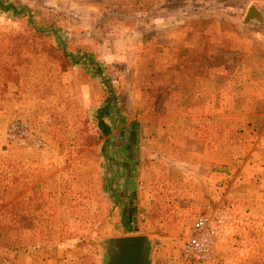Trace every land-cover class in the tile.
<instances>
[{"label": "rangeland", "instance_id": "obj_1", "mask_svg": "<svg viewBox=\"0 0 264 264\" xmlns=\"http://www.w3.org/2000/svg\"><path fill=\"white\" fill-rule=\"evenodd\" d=\"M5 1L31 21L0 12V264H107L132 236L150 264H188L208 207L228 217L208 264H264V35L241 30L264 0H186L212 10L199 22L180 0Z\"/></svg>", "mask_w": 264, "mask_h": 264}, {"label": "trees", "instance_id": "obj_2", "mask_svg": "<svg viewBox=\"0 0 264 264\" xmlns=\"http://www.w3.org/2000/svg\"><path fill=\"white\" fill-rule=\"evenodd\" d=\"M172 6L176 5L177 6V10L174 11V16H176L180 11V9L183 11L184 9V17H186L187 19H190L194 22H199L203 20V15L209 14L210 8H197V9H193L190 5V2H186V0H180L177 3L173 4V2L170 3ZM183 8V9H182ZM171 9V8H170ZM0 12L3 14H10L12 17H16V16H21L25 19H28V21H31V10H29V8L27 6H21V7H17L16 5H14L13 3H9L5 0H0ZM182 15V16H183ZM118 15L113 16V19L115 21V23L112 25L113 27L118 26L119 28H121L122 30L125 31V33H118L115 32V36L117 41L125 42L128 41L130 44L129 46H137L140 44L141 41V37L137 38V41L131 40L132 38H136V33L141 31L142 26L139 27V29H136L135 31H131L129 29V27H127V25L125 27L121 26V23L119 22V17L117 18ZM149 16V15H148ZM147 17V16H146ZM146 17H141V18H146ZM155 17H157L156 14H150L149 18H152V20H155ZM137 19V18H135ZM140 21V19H138ZM144 24V23H143ZM157 28V27H156ZM244 33H256L259 32L260 34L264 35V10H260L257 7H253L251 12H249V14L246 16L245 21H243L242 24V29H241ZM128 31V33H127ZM129 31H131V33L129 34ZM89 37L92 38H96L93 37V32L88 33ZM90 34H92V36H90ZM133 34V35H132ZM154 36H151L150 38L146 39V40H150L152 39ZM85 62L87 64H89L93 70V72L98 75V77L102 80L103 82V86L106 89V92L108 94L107 100H106V105L107 107H109L111 105V103L115 102L116 98L114 95V89L111 85V82L106 79L101 71V68L99 66V64L96 62L95 59L86 56L85 57ZM107 116V112L105 110H100L96 116L97 121H98V125L100 127V129L103 131V135L104 136H108L110 133V129L108 128V126L104 123L103 119L104 117ZM126 210H124L123 212V224L125 227H128L126 229H129L132 225H133V221L135 219V212L133 210H128L125 213ZM129 230H132V228H130Z\"/></svg>", "mask_w": 264, "mask_h": 264}, {"label": "built area", "instance_id": "obj_3", "mask_svg": "<svg viewBox=\"0 0 264 264\" xmlns=\"http://www.w3.org/2000/svg\"><path fill=\"white\" fill-rule=\"evenodd\" d=\"M228 217L224 209L206 208L196 218L194 233L183 247L182 260L188 264H208L215 255L218 244L225 241Z\"/></svg>", "mask_w": 264, "mask_h": 264}, {"label": "water", "instance_id": "obj_4", "mask_svg": "<svg viewBox=\"0 0 264 264\" xmlns=\"http://www.w3.org/2000/svg\"><path fill=\"white\" fill-rule=\"evenodd\" d=\"M153 247L150 236L122 237L111 240L103 254L108 255L107 264H150Z\"/></svg>", "mask_w": 264, "mask_h": 264}, {"label": "crops", "instance_id": "obj_5", "mask_svg": "<svg viewBox=\"0 0 264 264\" xmlns=\"http://www.w3.org/2000/svg\"><path fill=\"white\" fill-rule=\"evenodd\" d=\"M206 77H207V75H206ZM206 77H203L202 79H201V81H203V82H197V83H202V84H208V79L209 80H211V77H208V78H206ZM198 79V78H197ZM199 80V79H198ZM206 80V82H204ZM221 80H223V79H221ZM197 81V80H196ZM227 81V80H226ZM234 86V85H233ZM223 91H219V96H220V98H222V99H226L227 97H228V95H232V96H234L235 98V100H236V94H234V93H232V92H227V89L224 87L223 89H222ZM233 98V97H232ZM182 179H183V177H182ZM180 180H181V178H180ZM224 181H225V178H224ZM238 207V206H237Z\"/></svg>", "mask_w": 264, "mask_h": 264}, {"label": "flooded vegetation", "instance_id": "obj_6", "mask_svg": "<svg viewBox=\"0 0 264 264\" xmlns=\"http://www.w3.org/2000/svg\"><path fill=\"white\" fill-rule=\"evenodd\" d=\"M106 247V246H105ZM108 257V255H106Z\"/></svg>", "mask_w": 264, "mask_h": 264}]
</instances>
